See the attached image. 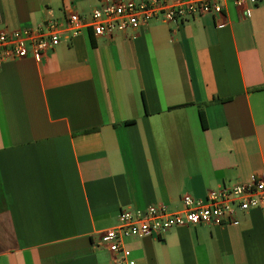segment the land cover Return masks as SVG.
Listing matches in <instances>:
<instances>
[{"label": "crops", "instance_id": "crops-1", "mask_svg": "<svg viewBox=\"0 0 264 264\" xmlns=\"http://www.w3.org/2000/svg\"><path fill=\"white\" fill-rule=\"evenodd\" d=\"M99 3L0 0V32ZM263 173L264 1L67 32L40 60L0 65V264H113L100 233L122 210H181ZM125 242L138 264H264V208Z\"/></svg>", "mask_w": 264, "mask_h": 264}, {"label": "built area", "instance_id": "built-area-1", "mask_svg": "<svg viewBox=\"0 0 264 264\" xmlns=\"http://www.w3.org/2000/svg\"><path fill=\"white\" fill-rule=\"evenodd\" d=\"M264 0H100L90 16L76 12L66 21L48 20L34 28L0 32V65L10 59L29 56L40 60L54 49L63 34L72 36L91 28L96 37L137 30L152 19L183 21L203 14L220 16L227 3L244 14ZM224 23L218 24L219 27ZM183 208L170 211L164 204L145 209L122 210L118 223L101 231V242L110 252L113 264H138L126 240L149 234L159 235L177 227L219 226L236 221L238 211L264 208V173L250 183L238 182L218 190H209L204 199L190 194L182 197Z\"/></svg>", "mask_w": 264, "mask_h": 264}, {"label": "trees", "instance_id": "trees-1", "mask_svg": "<svg viewBox=\"0 0 264 264\" xmlns=\"http://www.w3.org/2000/svg\"><path fill=\"white\" fill-rule=\"evenodd\" d=\"M199 115H200V120H201L202 126L205 127L206 126L205 115H204L202 108H200V110H199Z\"/></svg>", "mask_w": 264, "mask_h": 264}]
</instances>
